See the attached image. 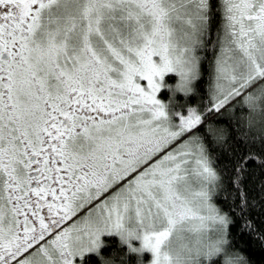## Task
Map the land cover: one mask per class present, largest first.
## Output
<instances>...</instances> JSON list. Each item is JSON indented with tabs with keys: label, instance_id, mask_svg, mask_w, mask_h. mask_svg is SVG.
<instances>
[{
	"label": "snow or ice",
	"instance_id": "obj_1",
	"mask_svg": "<svg viewBox=\"0 0 264 264\" xmlns=\"http://www.w3.org/2000/svg\"><path fill=\"white\" fill-rule=\"evenodd\" d=\"M0 264H264V0H0Z\"/></svg>",
	"mask_w": 264,
	"mask_h": 264
},
{
	"label": "trees",
	"instance_id": "obj_2",
	"mask_svg": "<svg viewBox=\"0 0 264 264\" xmlns=\"http://www.w3.org/2000/svg\"><path fill=\"white\" fill-rule=\"evenodd\" d=\"M176 80V76L173 75V74H170V75H167L166 76V81L170 84H172L174 81ZM178 95H176V99L177 101H180V102H183L185 100V97L183 96L182 93H177ZM160 95L163 97L164 100H168V89H163L161 92H160ZM187 101L190 103V104H195L196 103V100H197V97L194 95V94H190L188 97H187ZM103 240L105 241H108L110 242L109 243V246L105 247V248H102L101 251L104 252L105 254H108L111 249L113 247L116 246L117 242H118V237L116 235H105L103 236ZM144 257H145V260L147 261L148 260V257H149V254L148 253H145L144 254ZM254 258L259 260L261 258V254L259 253V251H256L254 253Z\"/></svg>",
	"mask_w": 264,
	"mask_h": 264
},
{
	"label": "rangeland",
	"instance_id": "obj_3",
	"mask_svg": "<svg viewBox=\"0 0 264 264\" xmlns=\"http://www.w3.org/2000/svg\"><path fill=\"white\" fill-rule=\"evenodd\" d=\"M168 75H170V74H168ZM173 75H174V74H173ZM166 76H167V75H166ZM166 76H165V81H166ZM176 80H177V77H176ZM176 80H175V81H176ZM175 81H174L172 84H174ZM166 82H167V81H166ZM142 83H146V82H145V81H142ZM167 83H168V82H167ZM170 84H171V83H170ZM163 89H166V88H162L161 91H162ZM167 89H168V88H167ZM161 91H160V92H161ZM160 92L158 93V98L161 99L162 101H166V100H164L163 97L160 95ZM177 95H178V94H177ZM169 96H170V92H169V89H168V98H169ZM187 100H188V99H187ZM187 103L190 104L188 101H187ZM102 239H103V236H102ZM145 253H147V252H145ZM148 254H149L148 260H149V259L151 258V256H150V253H148Z\"/></svg>",
	"mask_w": 264,
	"mask_h": 264
}]
</instances>
